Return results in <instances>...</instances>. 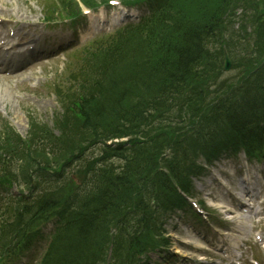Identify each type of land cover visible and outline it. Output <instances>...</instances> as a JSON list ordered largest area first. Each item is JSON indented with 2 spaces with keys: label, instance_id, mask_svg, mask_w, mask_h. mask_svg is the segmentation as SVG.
Here are the masks:
<instances>
[{
  "label": "trees",
  "instance_id": "1",
  "mask_svg": "<svg viewBox=\"0 0 264 264\" xmlns=\"http://www.w3.org/2000/svg\"><path fill=\"white\" fill-rule=\"evenodd\" d=\"M230 1L219 0L218 5L213 7L205 1L196 9L199 0H172L166 4L169 11L166 6L161 10V21L145 31L146 35H138L113 53L104 55L92 70L89 82L92 90L82 96L75 106L81 131L73 143L78 144L86 139L90 144L106 145L126 139L116 143L111 154L123 158L124 164L116 168L111 165L102 171L92 189L75 196L73 202L76 209L71 213V221L57 238L46 264H103L112 227L116 226L119 216L139 195L137 207L141 214L145 213L147 208L142 193L157 192L155 178L163 171L156 165L159 156L140 143L147 142L146 139L151 138L154 132L166 133L165 141L174 149L178 147L174 143L187 136L184 131L164 132L154 124L153 114L185 94L190 84L203 77L206 61L211 56L208 45L221 34L223 14L227 12ZM181 5L184 7L180 9ZM257 101L254 99L253 103ZM245 116L240 115L241 118ZM218 126L226 133H232L238 125L235 120L231 123L226 118ZM53 136L46 132L43 140L50 143L51 149L56 147L59 151H65L68 144ZM6 144L9 151L6 156L17 154L12 159H18L21 176L29 184L32 173L43 172L51 165L49 162L45 165L40 157L49 161L58 158L32 155L25 141L15 137ZM2 157L1 162L6 165L5 162L9 160ZM9 163L8 166H12L14 161ZM64 164L70 163L65 161ZM171 170L175 173L179 166L172 165ZM173 177L174 182L163 174L159 182L163 184L164 181L170 197L175 198L176 186L183 188L186 181H182L183 176ZM57 199L63 200V194H52L33 205L31 202L21 209L19 217L29 220L35 210L50 208ZM139 217L141 221L137 222L138 226H147ZM135 249L138 250L137 245Z\"/></svg>",
  "mask_w": 264,
  "mask_h": 264
},
{
  "label": "rangeland",
  "instance_id": "2",
  "mask_svg": "<svg viewBox=\"0 0 264 264\" xmlns=\"http://www.w3.org/2000/svg\"><path fill=\"white\" fill-rule=\"evenodd\" d=\"M207 2V5H209L210 7L214 6V1L213 0H199L198 5L196 6V9L199 7V5L202 2ZM264 1V0H263ZM251 3H257L260 2V0H250ZM184 6L181 5L180 9L183 8ZM240 10H235V12H238ZM231 29V27H230ZM239 30V23L236 24L235 26V31L233 33H236V31ZM237 63L233 62V70H230L225 72L224 71V63L223 60H221L216 52H213V57L208 59V63L206 65V67L210 70L207 74H210L207 77H201L199 78V85L203 90V95L200 97V99L196 100V102L194 104H202L203 103V108L204 110L200 113L199 118L203 117L205 115V117L207 118L208 122H211L213 120H216L219 118L220 113H219V106L222 105L223 103H231V102H239L240 98H242L243 95H246L248 93L247 90L242 88L245 85H248V81L245 78H250L251 75L247 73L248 69L246 68L247 64L249 63L248 60H246L244 57H236ZM231 59V57H230ZM231 61V60H230ZM223 65V66H222ZM238 66H240L242 69H237ZM252 69V68H251ZM56 75L50 74L47 80V84L43 85L40 87V89L35 90L33 92H28V93H24L26 99L24 101H18L15 98V95L12 96L13 99L17 102V106L15 107V113L10 109V107H8L5 103L4 105H2V100L0 98V111H2V108L6 111V113L8 114V117L11 119H14L18 116V113L20 114V117H22L23 121H22V125L21 127L23 128V130H21L22 135L25 137L26 144L29 148V150H31L32 148H36L38 149V147L41 146L43 148H45V144H42V142H40L41 140H39V138H42V133L43 131L38 128L36 129V126H34L33 121L31 119H33L32 114L34 115V109L37 108L38 110L43 111V116L45 118V122H49L47 127L50 131V133H54L55 135L59 134V136L61 138H63L65 144H68V149L72 152L74 151L79 144L73 143L78 139L79 133L81 131V124L79 119L76 117V115L74 114L76 112L75 109L73 110H68V112L61 117L58 122L56 123L55 126H53V118L52 115L50 114L53 106H54V102H55V97L54 95L51 93V88H53V84H51V81L55 78ZM242 80H246V81H242ZM90 85V83H89ZM70 86V85H69ZM92 86V85H91ZM91 86L88 87V84L86 83L84 86L85 88H88L87 91L89 89H91ZM216 95L218 96L219 100L217 102H214L216 98ZM203 100V101H202ZM223 102V103H222ZM74 102L71 101V105H73ZM222 103V104H221ZM57 108V107H56ZM53 111V110H52ZM75 111V112H73ZM198 111V107H194V112L196 113ZM32 113V114H31ZM180 120H183L181 123V128H179L177 125L178 123H171V119L169 118L167 122H169V124H171L169 126V128H163L161 127V125L158 124V122H155V125L158 127H161L163 130H169L170 133L177 131V130H186L187 132H189L190 130L192 131V133H195V136L193 138V143L196 144L197 147L200 146L201 141L204 139L205 134H207L208 129H205L206 132L204 135L200 136V128H201V124L194 122L193 124H190V120H191V114L190 111L188 113H181L178 115L177 117ZM40 131V133H39ZM173 136V135H172ZM154 139H151V142H153ZM40 150V149H39ZM6 151V150H5ZM101 150L99 147L94 148L90 153H94L93 156H98L100 154ZM63 154L61 156V160H64L66 158V154ZM45 156H49L44 153ZM43 155V156H44ZM230 157H227L226 159H223L219 162V166L222 167H228V166H232V157H234L233 153H228L227 154ZM0 156H1V152H0ZM41 159H45L40 157ZM59 161L58 158H54L53 160L49 161L50 164H52L54 167L57 164V162ZM113 162H116L117 164L119 163V161L114 158ZM190 164V161H187L186 165L188 166ZM168 167H164L162 165V169L164 170V172H160V174L156 177L155 179V183H160L159 181H161V178L163 177V174H166V170ZM8 172V171H6ZM208 172L210 173V170H208ZM9 173V172H8ZM13 174V172H11ZM168 173V172H167ZM10 174V173H9ZM10 177H12L10 175ZM203 179V180H201ZM209 179V175L206 173L204 175L203 178H200L197 182H196V192L198 194V196L201 195L200 191H203L205 189H209L210 188V181ZM201 180V181H200ZM69 186L70 188H74L76 186V182L74 179H71L69 181ZM200 191H199V190ZM19 190V189H17ZM20 191V190H19ZM209 191V190H208ZM160 192V195H163ZM143 200L146 201L149 205L148 207V211L150 212L152 206L156 203H158V199H156V195L155 194H148V192H143ZM140 196L137 199H134L129 207L130 211L134 212L135 210H137V205L138 202L140 200ZM165 206V205H164ZM175 213H177V211L174 208H171L170 210L168 209V211L165 213V211L160 210V209H156L153 212H151V216L154 218L155 221V225H160V223L163 225V228L166 230V232L169 234L168 236H170V239L168 241V244L165 245L169 250L166 253H162V254H158L156 256V261L158 264H161V262L159 260H157L158 256H161L162 258H164L165 256H169L170 253L172 252H178V253H182L184 255L190 256V257H201V255L196 254L194 251H192L189 248H186L184 245V242L186 243H195L194 242V238L195 236L192 234L186 235L185 232H183L182 230H184V228L180 225V224H185V222H179L176 219V215ZM228 217H231L233 219L234 222H239L242 225H244L246 230H249L248 228L252 225V221L249 220L247 221L244 218H240L239 215H235V216H231L230 214H226ZM216 218L221 219V215H217ZM161 221V222H158ZM128 222V221H126ZM132 224L130 226H126V223L123 224V226L128 227L132 232L135 231V227L138 225L137 222H131ZM51 224V223H50ZM51 226L48 225V228L45 229V232L48 233L49 230H51ZM137 231H139V229L137 228ZM250 232V231H249ZM126 235L128 234V232H125ZM47 237V235L45 236ZM196 239V238H195ZM197 240V239H196ZM44 246L47 243L46 239H44ZM198 246H202L201 242H197ZM43 248H41V250H43ZM159 252H164V251H160Z\"/></svg>",
  "mask_w": 264,
  "mask_h": 264
},
{
  "label": "bare ground",
  "instance_id": "3",
  "mask_svg": "<svg viewBox=\"0 0 264 264\" xmlns=\"http://www.w3.org/2000/svg\"><path fill=\"white\" fill-rule=\"evenodd\" d=\"M213 41V40H211ZM0 97L1 100L8 106L10 107V109L15 113V107L18 105L17 102L13 99V93L11 92V90L9 89L8 86H6L5 84L0 83ZM21 121H23L22 117H20V114L18 113L17 116ZM19 120V121H20ZM20 121V122H21ZM129 215L132 217V220L134 222H140V217L138 215L137 212H130Z\"/></svg>",
  "mask_w": 264,
  "mask_h": 264
}]
</instances>
